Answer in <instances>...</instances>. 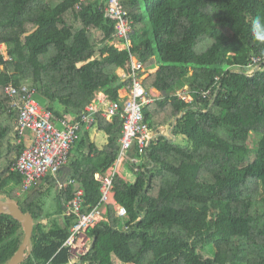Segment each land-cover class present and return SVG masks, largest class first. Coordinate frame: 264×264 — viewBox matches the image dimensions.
I'll list each match as a JSON object with an SVG mask.
<instances>
[{
  "label": "trees",
  "instance_id": "1",
  "mask_svg": "<svg viewBox=\"0 0 264 264\" xmlns=\"http://www.w3.org/2000/svg\"><path fill=\"white\" fill-rule=\"evenodd\" d=\"M107 4L0 0V44L8 54L5 59L0 52V198L33 219L32 253L20 264L68 263L62 244L74 217L65 211L79 186L56 192L46 224L52 175L17 195L22 176L12 165L24 146L17 142L19 111L5 85L35 88V98L57 119L78 121L98 92L107 103L118 98L130 80H119L117 72H130L131 55L145 65L157 61L142 78L147 91L163 93L142 108L155 136L139 163L128 161L133 182L114 176V200L126 214L106 205L105 219L87 231L90 248L82 261L264 264V36L253 30L255 21L264 24V0H121L133 22L124 49L113 44ZM185 86L191 101L177 93ZM96 125L107 142L95 148L84 132L81 142L94 153L69 169L83 189L84 212L100 200L94 173L104 172L120 151L122 119L99 115ZM161 126H172L173 135L160 134ZM23 238L21 222L0 213V264Z\"/></svg>",
  "mask_w": 264,
  "mask_h": 264
},
{
  "label": "built area",
  "instance_id": "2",
  "mask_svg": "<svg viewBox=\"0 0 264 264\" xmlns=\"http://www.w3.org/2000/svg\"><path fill=\"white\" fill-rule=\"evenodd\" d=\"M105 15L115 22L114 46L119 49L130 47L128 42L133 31V22L127 10L121 5V0H108ZM120 41L124 42L120 43ZM5 48L4 44H0V52L7 59L8 54ZM144 72L143 63L131 55L130 72L123 71L121 75L123 82L130 80L123 86L124 94L105 104L106 95L99 96L98 92L96 97L85 106L79 121L61 120L60 128L54 124L55 117L52 112L35 98V89L27 85L16 87L12 83L4 87L5 93L11 100V107L19 111L16 120L18 142H22L28 132L31 133L28 142L12 165V169L22 176L21 192L29 190L35 182L48 173L56 174L69 161L71 148L78 138L81 122L86 125L91 124L96 113L103 117L118 115L122 119L119 158L105 172L95 173L101 192L98 204L90 211L84 212L82 209L84 193L81 188L73 191L72 198L67 203L65 214L74 217L69 235L62 244V247L67 249V264H87L82 261V257L90 248L87 231L105 219L106 205L114 204L120 216L126 214V209L117 204L113 198V178L119 174L121 161L129 159L133 164L138 163L137 158L128 156L127 152L132 145L135 144L139 153H144L155 136L150 134L142 113L143 106L154 98L142 84ZM178 95L185 101L189 100V96L183 93ZM100 104H104L105 107L100 108ZM74 182L73 178H69L66 182L62 181L58 184L63 187L67 183Z\"/></svg>",
  "mask_w": 264,
  "mask_h": 264
},
{
  "label": "crops",
  "instance_id": "3",
  "mask_svg": "<svg viewBox=\"0 0 264 264\" xmlns=\"http://www.w3.org/2000/svg\"><path fill=\"white\" fill-rule=\"evenodd\" d=\"M114 43H115V41H116V39L114 38ZM131 41H129L128 43L131 45V43H130ZM133 56V55H132ZM134 57V56H133ZM135 58V57H134ZM137 59V58H136ZM152 59V61H150V62H148V64H144L143 63V69H144V71L146 72L147 71V73L148 72H150V71H154V70H156L158 67H157V65H155L154 66V61L155 60H153L154 58H151ZM153 62V63H152ZM0 69H2V67L0 66ZM119 73H121V75L123 74V70H119ZM118 72H117V74H119ZM146 73V74H147ZM121 75H120V78H121ZM147 76V75H146ZM122 81V80H121ZM33 89H35V88H33ZM187 91H188V89H187V86H185V87H183L181 90H179L177 93L178 94H181V93H183V94H185V93H187ZM148 92H150L151 93V95L154 97L153 98V100H155V99H159L160 98V96L163 94V93H161L160 91H158L157 89H155V88H151ZM124 94V87H122V88H120L119 90H118V97H119V95H123ZM105 96V93L103 92V91H100L99 92V96ZM186 96H189V95H187V94H185ZM37 96V91H36V89H35V97ZM96 97V96H95ZM191 96H189V100H187V101H191ZM152 100V101H153ZM106 102H107V100L105 101V104H106ZM100 106V108H104L105 107V105L104 104H100L99 105ZM100 114L99 113H96L94 116H93V120H92V122H91V124H89V125H86L85 123H83V122H81L80 123V128H79V130H78V138L76 139V141H75V143H74V146H73V148H71L72 150H71V153H70V156H69V161L65 164V165H63L62 167H61V171L59 172V173H56V174H51V173H48L45 177H43L42 179H40L39 181H37V182H35L31 187H30V189L29 190H27V191H24V192H21V187H22V182H21V185H20V187H19V190H18V192H17V195L18 196H20L21 197V195H24V194H26V193H28V192H30L34 187H39V186H41V185H43L46 181V178L49 176V174H51L52 175V177L55 179V181H56V187L54 188V187H52L51 189H52V192L54 191V194L52 193V195H49V197L45 200V202H44V204H43V210H44V213H45V215H46V217H44L43 219H42V223L43 224H46L47 222H48V219H50L49 218V216H47L49 213H51V211H53V205H54V199H55V194H56V192L57 191H60V190H64L67 186H69V185H72V186H75V185H77V186H79V187H77V188H81L82 189V187L80 186V185H78V183H77V181H76V179L75 178H73L72 176H71V172H70V163H72L73 161H76L77 162V159H79V160H81L86 154H88V153H90V155L92 156L93 155V151L92 152H90V148H89V143H94L95 145H96V147L95 148H98V149H101V146H103L106 142H107V136L103 133V132H101V131H99L98 130V128H97V125H96V119H97V117L99 116ZM101 117H103L102 115H100ZM55 117V116H54ZM112 117V116H111ZM111 117H103V118H105V119H107V120H110L111 119ZM57 120V121H56ZM68 120H71V121H73V120H75L72 116H68ZM55 121L56 122H58L59 124H60V119H57L56 117H55V119H54V124H55ZM79 121V120H78ZM60 127H61V124H60ZM161 131H160V134H162V133H166L167 134V137L168 136H171V135H173L172 134V132H171V130H172V126L171 127H166V126H161L160 128H159ZM84 132H87L88 133V138H89V143H87L86 141L84 142V143H82L81 142V136L83 135V133ZM149 132H151L150 130H149ZM31 136V133L30 132H28L27 134H26V138L25 139H23L22 140V142H19V143H22V145L24 146L27 142H28V139H29V137ZM154 139V138H153ZM17 142H18V139H17ZM128 156L130 157V158H137V160H138V163L140 162V156H138V155H141L142 153H139L138 151H137V148H136V146H135V144L134 145H132V147L128 150ZM119 158V155H118V157L114 160V162H116L117 161V159ZM128 161H129V159H127L126 161H121L120 162V167H119V174H117V175H119L121 178H123V179H125V180H128L127 179V177H126V175L122 172V168L123 167H126L127 168V166L130 168V166L128 165ZM113 162V163H114ZM110 165H112V163L110 164ZM109 165V166H110ZM108 166V167H109ZM107 167V168H108ZM106 168V169H107ZM106 169H105V171H106ZM131 169V168H130ZM12 170H14V169H12ZM16 171V170H15ZM104 171V172H105ZM95 173H103V172H95ZM95 173H94V179H95ZM20 174V173H19ZM135 177H136V175H135ZM69 178H73L74 179V183L73 184H66L65 186H63V187H60L59 186V184H58V182L60 183V182H62V181H67ZM83 190V189H82ZM114 193H115V191H114ZM114 193H113V198H114Z\"/></svg>",
  "mask_w": 264,
  "mask_h": 264
},
{
  "label": "water",
  "instance_id": "4",
  "mask_svg": "<svg viewBox=\"0 0 264 264\" xmlns=\"http://www.w3.org/2000/svg\"><path fill=\"white\" fill-rule=\"evenodd\" d=\"M0 213L11 215L22 224L24 230L23 241L7 262V264H20L32 253V216L29 213H24L17 203L2 198H0Z\"/></svg>",
  "mask_w": 264,
  "mask_h": 264
},
{
  "label": "rangeland",
  "instance_id": "5",
  "mask_svg": "<svg viewBox=\"0 0 264 264\" xmlns=\"http://www.w3.org/2000/svg\"><path fill=\"white\" fill-rule=\"evenodd\" d=\"M119 46H120V44H118ZM155 59V58H154ZM258 58H256V60H257ZM154 65H157V61L155 60V62H154ZM121 71V70H120ZM118 73H119V71H118ZM147 71L146 72H144L143 73V76L145 77L147 74ZM120 75H121V73H119L118 74V77H119V80H120ZM43 103L44 102V99H42V98H40V103ZM55 125L57 126V127H59L60 128V124L58 123V122H56L55 121ZM128 165L130 166V164L128 163ZM122 172L126 175V177H127V179H128V181H130V182H133L134 181V179H135V173L127 166V168L126 167H123L122 168ZM254 186V184H253V182L252 181H249L248 183H247V186H246V188L245 189H247V187L249 188V190H250V192H251V190H252V187ZM53 194H54V191L52 192ZM52 193H51V195H52ZM23 197V195H21V197L20 198H22ZM3 199V198H2ZM119 264H121V263H119Z\"/></svg>",
  "mask_w": 264,
  "mask_h": 264
},
{
  "label": "clouds",
  "instance_id": "6",
  "mask_svg": "<svg viewBox=\"0 0 264 264\" xmlns=\"http://www.w3.org/2000/svg\"><path fill=\"white\" fill-rule=\"evenodd\" d=\"M254 33L259 36H264V24H261L259 20L254 22Z\"/></svg>",
  "mask_w": 264,
  "mask_h": 264
}]
</instances>
